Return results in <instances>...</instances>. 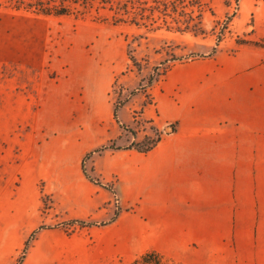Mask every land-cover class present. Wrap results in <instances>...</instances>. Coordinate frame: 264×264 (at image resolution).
I'll use <instances>...</instances> for the list:
<instances>
[{
    "label": "rangeland",
    "instance_id": "obj_1",
    "mask_svg": "<svg viewBox=\"0 0 264 264\" xmlns=\"http://www.w3.org/2000/svg\"><path fill=\"white\" fill-rule=\"evenodd\" d=\"M63 1L0 0V264H264V0ZM185 125L234 136L236 222L141 219L132 165Z\"/></svg>",
    "mask_w": 264,
    "mask_h": 264
},
{
    "label": "crops",
    "instance_id": "obj_2",
    "mask_svg": "<svg viewBox=\"0 0 264 264\" xmlns=\"http://www.w3.org/2000/svg\"><path fill=\"white\" fill-rule=\"evenodd\" d=\"M235 147L229 128L185 125L139 152L132 183L142 199L141 219L179 226L180 234L195 222H236ZM141 219L134 222H146Z\"/></svg>",
    "mask_w": 264,
    "mask_h": 264
},
{
    "label": "trees",
    "instance_id": "obj_3",
    "mask_svg": "<svg viewBox=\"0 0 264 264\" xmlns=\"http://www.w3.org/2000/svg\"><path fill=\"white\" fill-rule=\"evenodd\" d=\"M78 2H79V4L80 3L83 4V2H80L77 0H64L59 5H55V6H48L45 4H37L38 5L37 13H40L43 16H53V17L69 15L70 13H72V11H71L72 4H75ZM152 146L153 145L146 146V147H144V150L147 151V150L151 149ZM133 264H165V263L162 262V260L158 254L154 253V251H150V252H145V253L139 255V257L133 261Z\"/></svg>",
    "mask_w": 264,
    "mask_h": 264
},
{
    "label": "water",
    "instance_id": "obj_4",
    "mask_svg": "<svg viewBox=\"0 0 264 264\" xmlns=\"http://www.w3.org/2000/svg\"><path fill=\"white\" fill-rule=\"evenodd\" d=\"M170 128V127H169Z\"/></svg>",
    "mask_w": 264,
    "mask_h": 264
}]
</instances>
